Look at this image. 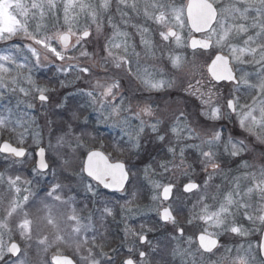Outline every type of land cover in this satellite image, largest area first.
<instances>
[{
  "label": "snow or ice",
  "instance_id": "snow-or-ice-1",
  "mask_svg": "<svg viewBox=\"0 0 264 264\" xmlns=\"http://www.w3.org/2000/svg\"><path fill=\"white\" fill-rule=\"evenodd\" d=\"M60 6L64 23L59 25L52 35H48L47 26L41 22L45 17V8L53 12L58 7L57 0H31L27 4L23 0H0V42L5 45L0 49V53L9 50L7 41L13 40L19 33L30 41L24 47L31 57V60L25 57L21 63L18 58L0 54V104L10 96L16 97L14 106H9V101L3 105L4 111L0 112V139L5 134L12 133L16 136L17 145H24L26 135L35 124L36 117L29 111L21 112V105L31 110L36 108V101L41 108L47 107L50 102L53 89L37 82L33 75L34 69L45 66L46 62L78 61L79 57L96 56L104 75L93 71L95 65L81 67L79 63H61L58 70H76V79L86 80L91 90L78 89V92L88 98L89 105L98 113L100 122H111L112 126H119L125 131L132 150L141 149V141L146 137L148 129L152 134L151 139L159 142L164 155L156 162V167L148 163L142 170L144 180L150 185L152 204L146 208L136 205L133 211L132 206L136 204L141 188L139 185L131 186V170L123 162H111L105 151L92 149L79 137H75L76 148L71 149L72 152L87 148L86 159L81 162L80 173L77 174L86 173L87 177L96 182L95 185L85 184V190L92 196H97L95 189L102 185L104 189H110L114 193H125L124 203L119 205L121 212L125 214L122 217L125 221L137 215L155 212L158 221L164 226H173L174 234L170 240L186 241L191 248L195 236L198 242L196 251L201 252V256L215 255L214 249L219 251V241L215 237L225 232L241 237L249 236L255 231L264 234V150L254 156V160L260 161L259 164L247 159L237 161L239 167L236 171L241 172V175L229 176L220 163L224 153L236 158L241 157L245 151L251 153L250 143L264 146V0H188L187 3L180 4H176L175 0H116L115 11L119 13L120 22H114L110 14L112 0H98L96 3L92 0H63ZM126 9L137 15L142 14L146 21L152 20L162 25L163 30H159V36L163 41L173 39L177 47H190L194 56L199 49L201 55L207 53L211 57L207 83L196 80L199 87L189 82L185 89L189 95L199 100L196 117L203 118L202 123L199 119L189 122L181 111L179 116L175 117V123L165 126V120L156 114L150 104L144 103L142 107L137 105L136 111H133L130 104H125V98L120 92L122 80L125 78L138 80L149 91H158L165 86L172 87L174 83L163 79L155 80L147 69L141 70V52L136 50L138 45L134 39L135 35H139V46H142L145 57L155 58L156 53L148 27L134 24L131 26L136 29L135 33L121 30V23H130ZM81 14L86 20L82 26H78V17ZM37 15L39 21L30 25V18L35 21ZM105 17L113 30V38L105 37L101 42L99 37L103 35ZM56 18L59 20V17ZM93 25L94 32L90 30ZM60 28L65 30L60 31ZM184 28H187L189 33H202L203 38L197 39L189 35L186 43L177 31ZM250 29L254 30V34H249ZM117 36L123 39L115 42L114 38ZM21 43L23 42H14L11 47L19 51ZM87 43L94 45L92 52L83 47ZM77 51L79 56L72 54ZM168 59L177 72L182 71L187 63L181 55H169ZM245 66H251L253 71H248ZM112 69L117 71L113 72ZM61 86H64L63 82ZM221 88L227 90L226 95L221 93ZM55 107H63V104H56ZM123 113L129 115L125 116ZM73 115L75 118V114ZM133 117L139 121L135 126L131 124ZM181 117L184 118L183 121ZM224 121L234 123L242 130L241 135L244 138L234 137L231 133L225 138ZM33 137L34 142H40L39 132L34 131ZM196 140L199 143H195ZM66 143L71 147V142L66 141L64 136L57 137L55 146L49 142V149L55 151ZM116 150H120L119 145ZM190 150L197 154L192 163H189L186 156ZM0 152L18 158L13 163L28 162L27 148L14 146L7 139L0 143ZM62 162L64 166L70 163L69 160ZM193 163L199 165L205 174L200 183L192 179ZM49 167L46 149L40 147L33 171L43 174ZM157 168L161 171L158 172ZM177 172L187 178V182L182 186L175 182ZM156 176L160 179H155ZM216 177H222L226 181L223 187L214 184ZM20 181V175H5L0 172V185H6L7 191H14L16 194L6 197L0 193V212L3 213L0 215V261L4 264H7V255L16 257L13 264H30L27 252L30 245L27 242L33 238L34 221L29 217L24 205L29 201L31 192L29 188H25L24 192L28 194L19 196ZM210 188L215 189V195L209 194ZM63 192V186L54 183L47 191V198L50 199L41 201L38 208V212H43L44 215L35 217L37 227L41 222H46V225L55 230L51 240L46 235L39 238L38 255L40 251L47 253L54 245L64 246L74 249L80 264H115V260L104 251L107 237L100 231L105 227L104 222L108 217L115 219L113 207L108 206L110 202L106 201L102 209L95 210L97 215L94 222L93 213L81 217L74 207L75 198L69 196L65 200ZM186 194L196 196V203L185 216V222L189 225L194 221L200 222L195 225L199 230L198 235L193 232L186 236L185 228L178 219L183 209L177 201L190 198ZM208 200L212 202L208 203ZM165 202H168L167 206L162 207ZM57 206H67L70 209L66 215L67 221L74 222L70 231L61 229L58 217L53 215V207ZM239 218L246 220L251 227H244ZM85 219L87 223L83 222ZM13 225L25 245L24 249L13 241ZM209 228L217 231L209 232ZM139 229L136 231L125 223V235L134 237L137 243L128 248V254L121 264H154V255H160L163 261L167 254V245L158 252L157 246L152 244L147 235L153 229L144 224H140ZM89 232L92 233L91 236L88 235ZM39 245L43 247L39 248ZM142 248H147L148 251L141 250ZM255 248L264 252V241L258 242ZM252 253L251 242H248L247 248L240 245L234 257L232 249L225 248L224 254L218 257L214 264H225L226 261L228 264H255V256ZM170 254L182 259L192 255L188 248H181L179 243ZM52 259L55 264H76L72 258L59 254L54 255ZM41 264L46 262L41 261ZM164 264L170 262L164 261ZM192 264L197 262L193 260ZM200 264H204V261L201 260ZM208 264L213 262L209 261Z\"/></svg>",
  "mask_w": 264,
  "mask_h": 264
},
{
  "label": "rangeland",
  "instance_id": "rangeland-1",
  "mask_svg": "<svg viewBox=\"0 0 264 264\" xmlns=\"http://www.w3.org/2000/svg\"><path fill=\"white\" fill-rule=\"evenodd\" d=\"M188 0H175L176 4L180 3H187ZM24 3H30L31 0H23ZM63 0H57L58 7L53 10V12H49L47 8H45V17L44 20L41 22L44 25L47 26V34L52 35L53 32L57 30L59 25H63V10L60 6L62 4ZM93 3L98 2V0H92ZM223 2V0H221ZM115 5L116 0H112V9H111V15L113 16L114 22H120V16L119 13L115 11ZM34 11V10H33ZM78 11V10H77ZM128 12V18L130 19V23L125 25L121 23V30L122 31H128L131 33H135L136 29L133 28L131 25L139 24L144 27L149 28V32L151 34V42L153 45V50L156 53L155 58H149L145 57L142 52V46H139V35H135L134 39L137 43V51L141 52L140 57V68L143 71L144 69H147L149 73L152 74L153 78L155 80H169L173 81L172 87L165 86L161 90H147L143 87V85L140 84L138 80H135L134 78L129 79L125 78L122 80V88L120 90L121 95L125 98V104H130L132 106L133 111L138 110L137 105L143 106L144 103H148L151 105V107L154 109L156 114L161 115V118L165 120V126H169L172 123H175V117L179 116L180 112L183 111L185 115L188 118L189 122H192L194 119H199L200 122H203V118H197L196 117V108L199 105V100L196 99L195 96L189 95L188 91H185L187 88V85L189 82H191L195 87H199V85H196V80H203L205 84L207 83L208 78V71L207 67L210 62L211 57L205 53L204 55H201V50H197L195 56L193 55V50H191L190 47H177L174 43L173 39H170L169 41H163L161 37L159 36V30H163V26L156 24L152 20H145V17L141 15H137L133 11ZM54 13V14H53ZM56 17H59V20H57ZM19 18V17H18ZM104 19V29H103V35L99 37L100 41L103 42L105 37L113 38L112 37V28L110 25L106 22V17ZM79 25L82 26L85 23L86 18L81 14L78 17ZM39 21V16L35 18V21H33L30 18V25ZM95 26L93 25L90 29L94 32ZM31 30V28H30ZM60 31H64V28H60ZM179 34L182 36L184 41L187 43L189 35L195 36V33H189L187 28H184L182 31L177 29ZM249 34H254V30L249 31ZM203 36V35H202ZM91 40V38H89ZM123 38L122 37H115V42H120ZM21 41L20 50L18 51L16 48H12L11 45L14 42ZM75 41V37H73V43ZM30 43V41H27L25 37L22 34H17L13 37V40L7 41V45L9 46V50L7 52H3L0 54H6L11 55L14 58H18V62L23 63L25 57H29V60H31L30 54L25 49V44ZM4 43L0 42V49L4 48ZM84 48H86L89 52L93 51L94 45L92 43H87L83 45ZM211 50H209L210 52ZM73 55L79 56V52L72 53ZM169 55H181L183 56L187 63H185L184 68L182 71L177 72L174 70L169 62ZM61 63H72L76 64L79 63L81 67L84 66H91L95 65L93 71H95L99 75H104L103 69L100 68L99 64V58L94 56L92 58H86V57H79V60H72V61H66V62H60L55 61L54 63H45V66L39 67L34 69L33 75L34 78L39 83L46 84L50 89H53V91L50 93V102L47 107L41 108L39 105V102L36 101V108L35 109H27L25 105H21L20 111L25 112L29 111L36 117L35 124L32 125V127L29 129L28 134L26 135L25 141H30V146L32 149V152L30 154V151H28L29 159L27 163H21L22 165H25V167L30 163V160L34 159V163L36 160V153L35 150L37 147H39L41 144L45 145L47 150V158L50 164V168L47 172L43 173L41 175L42 181L49 178V182H54L57 180V177L65 179L62 183L64 192L62 194L63 199L67 200L69 196H72L75 198V204L74 207L77 208L79 215L81 217H87L89 213H93L94 222L96 219L97 213L95 210L102 209L104 206V203L106 201L110 202L109 207H113L114 216L118 217V215L122 214L124 216L125 214L121 212L119 205L124 203V198H126L125 193L120 194V196H110L108 195V192H105L100 186H98L95 190L97 191V196H92L91 193L87 192L85 190L84 185L91 183L96 184L94 180L87 177L84 173L83 174H77L80 173L81 168V162L85 160L86 157V151L87 148H80L76 149L75 152H72L71 149L76 148L75 145V137H79L84 144H86L88 147H91L92 149H100L102 151H105L107 155L110 156V158L113 161H123L127 164V167L131 170V186L136 187L137 185L140 186L141 191L138 193V198L136 201V204L132 206L133 211L136 209V205H139L141 208H146V206L152 204L151 201V191H150V185L147 184V181L144 180L143 176V168L148 162H137V158L135 157L134 161H130V163H127L126 161L129 159V156L131 154V151L133 150L129 146V139L128 136L125 134V131L122 130L119 126H112L111 122L108 123H102L99 120L98 113L93 111V108L89 105L88 98L81 95L78 92V89H85V90H91L89 84L86 82L85 79H76L78 73L76 70L72 71H59L58 65ZM54 68L55 70H52L51 68ZM248 71H253V68L251 66H245ZM113 72L117 71L115 69H112ZM43 75V76H42ZM130 80V83L127 81ZM51 81H55V83L51 84ZM61 82H63L64 86H61ZM94 82V81H93ZM135 89V90H134ZM134 93L135 91H138V95H134L132 98L131 103L128 100L129 94L131 92ZM221 93L226 95L227 90L225 88H221ZM146 93H150L151 96L146 97ZM71 97H76L80 103H68V100ZM119 100V97H117ZM9 101H11V104L9 106H14L16 103V97L10 96L8 100L4 101L3 104H0V112L4 111V104H8ZM63 104V107H55L56 104ZM76 106V107H75ZM64 107H75L76 114H78V117L80 118V123H82L84 126L78 130L76 135L73 136H66L64 134V138L66 141L71 142V147L67 144V148H62L61 146L57 148L55 151L49 149V142L53 146L56 145L57 137L56 139L52 138V128L53 130L56 129L55 120L53 118V113H58L57 108H64ZM50 113V114H49ZM49 114V116H48ZM51 115V116H50ZM123 115L127 116L129 113H123ZM73 118V117H72ZM144 119L148 120L150 118L143 117ZM51 119L50 123L49 120ZM183 117H181V121H183ZM77 121V120H76ZM79 122V121H77ZM76 122V123H77ZM139 123L138 120H136L134 117L131 119V124L133 126L137 125ZM225 124L224 128V134L225 138L229 133H231L234 137H238L243 139L244 136L241 135L242 130L239 129L234 123L224 121ZM88 124L93 125V128L89 131L86 129L88 128ZM195 126V125H193ZM55 128V129H54ZM94 128H101L104 129L108 134H110L111 137L104 138V136H100L96 134L94 131ZM71 129L74 132V126L71 125ZM39 132L40 134V142L36 143L34 142L33 132ZM57 133V132H56ZM76 133V132H74ZM146 137L142 139L141 144L142 147L140 150L135 151L136 153L142 152V150L147 147L149 140L151 138V133L148 129H146ZM246 135V134H245ZM62 136V135H61ZM60 137V136H58ZM98 137V138H97ZM8 140V139H7ZM10 141V140H9ZM1 142V140H0ZM47 142V144H46ZM195 143H199L198 140L194 141ZM248 143V141H246ZM120 146V150H116V146ZM24 146L25 145H19ZM103 146V147H101ZM29 149V147H26ZM249 148L252 150L251 153L249 151H245L242 153L241 157L232 158L228 156L227 153H224V158L220 161L221 167L224 169L225 173H228L229 176L231 175H241V172H237L236 169L239 167L237 161H239V158L247 159L249 162H254L259 164V160H254V156L258 154L261 150H264V146H258L255 144H249ZM258 148V149H257ZM220 151H223V147L221 146ZM1 155V153H0ZM187 155V153H186ZM67 157V158H66ZM69 157V158H68ZM171 158V156L169 155ZM12 158V157H11ZM239 159V160H238ZM63 160H69L70 163L67 166L63 165ZM192 161V160H191ZM194 161V160H193ZM192 161V162H193ZM189 161V163H192ZM152 163V162H151ZM153 167H156V164L152 163ZM195 163H193L194 166ZM35 166V165H34ZM194 172L192 175V179L195 181L201 182L202 178L204 177V173L201 171V169L194 168ZM54 170V171H53ZM157 171H161L159 168H157ZM192 171V169H190ZM21 176V175H20ZM165 176L167 177L168 174L166 173ZM155 179H160L159 176L154 177ZM186 177H184L180 172H177L175 182L180 184L184 182ZM25 179H21L20 182H18V186L21 187V193L25 189V186H29L30 184L24 183ZM167 182V181H165ZM226 183V181L223 180L222 177H216L214 180V184L216 185H223ZM54 184V183H53ZM33 190V189H31ZM182 191V190H181ZM7 192V190L4 192ZM21 193L19 196H22ZM24 194H27L26 192ZM210 195H215L216 191L214 188H210L209 190ZM13 195V194H12ZM16 195V194H15ZM191 197L194 199V204L196 203V196L191 195ZM46 199L50 198H44V199H37L35 204H33L31 209H25L29 213V217L33 219V233H38L37 238H32L27 243L30 245V247L27 248L28 252V259L30 261V264H32V259L30 258V249L32 247V243L37 241L39 243V238L46 235L48 236L49 240L52 239V236L54 234V229H52L51 226L46 225V222H41L39 224V227H37L35 217L36 216H43V212H38V208L40 207L41 201H44ZM6 202V201H5ZM118 202V203H117ZM178 202V201H177ZM208 203H211V200L207 201ZM168 202H165V204L162 205L166 206ZM180 207L183 208L184 206ZM70 212V209L67 206H57L53 207V215L58 217L59 226L61 229H65V231H70L71 226H74V222H70L66 220V215ZM0 215H3L2 212H0ZM138 217L142 218H153L152 223L157 218V215L155 212L148 213L147 215H137L135 218H128V219H137ZM108 227L112 228L114 227V219L112 217H108ZM107 218V219H108ZM184 220L185 218L182 217ZM158 220V219H157ZM240 222L243 224L244 227L249 228L251 225L246 221L243 220V218H239ZM84 223H87V220L85 219L83 221ZM200 222L194 221L192 226L190 227L188 235L195 232L196 234L199 232L198 228L195 226ZM99 227V225H97ZM159 227V226H156ZM153 230L151 232H154L156 230L155 228L151 227ZM209 232L217 231L216 229L209 228ZM101 231V230H100ZM139 231V230H136ZM148 232L147 235L149 236ZM260 233L259 231H255ZM254 233V232H252ZM252 233L249 236L241 237L242 240L238 241L237 244H234L229 240V237L232 235V233L225 232L222 235H219L220 237H228V240H226L224 243H222V247H220V251L224 252L225 248L232 249V256L234 257L236 255V250L239 248L240 245H244L245 248H247L248 242H251L253 245V255L255 256V264H264V259L261 257L259 249H256V243L251 240ZM89 236L92 235L91 232L88 233ZM107 237L106 239V246L104 248V251L108 252L109 255L113 252L112 251V245H110V242L113 239V233L108 236V234H105ZM128 241L130 242V246H133L137 241L132 236H127ZM153 245H155V239L154 238H148ZM5 240L7 242V236H5ZM259 240V239H258ZM13 241L18 242L21 245V248L24 249L25 245L21 241L20 237L17 235V230L15 226L13 225ZM260 242V241H259ZM173 247L175 248L177 244L179 243V246L181 248H188L189 252L192 253V255L186 256L181 260L184 264H192V261L195 260L197 264H200V261L203 260L204 264H208L209 261H211V257L208 255L201 256V252L196 251L197 249V241L196 237L193 236V244L191 248H189V245L186 241H177L173 239ZM226 243V244H225ZM43 247V246H42ZM158 248V247H157ZM51 249H55V252L49 253ZM145 251H147V248H144ZM172 250V249H171ZM254 250H257V255ZM159 251V250H158ZM71 252V254L67 253ZM65 254L70 255L73 257V255L78 256L74 254V249L70 247H64V246H53L49 248L47 253H44L42 251L39 252V255L41 256V260L45 258L46 256H50V261L52 263V254ZM255 253V254H254ZM241 255H243V252H241ZM175 257V256H173ZM179 257V256H177ZM220 257L219 255L216 256V260ZM16 258H13L11 255H7L5 257V260L7 261V264H13L14 260ZM76 260V259H75ZM47 261V260H46ZM78 263V261L76 260ZM213 262V261H211ZM0 264H4V262L0 261ZM33 264H35L33 262ZM80 264V261H79ZM214 264V263H213ZM225 264H228L226 261Z\"/></svg>",
  "mask_w": 264,
  "mask_h": 264
},
{
  "label": "trees",
  "instance_id": "trees-1",
  "mask_svg": "<svg viewBox=\"0 0 264 264\" xmlns=\"http://www.w3.org/2000/svg\"><path fill=\"white\" fill-rule=\"evenodd\" d=\"M51 69L55 70L53 67ZM53 83H55V81H51V84H53ZM138 93H139L138 91H135L136 95H138ZM68 103H80V101L76 97H71L68 100ZM75 107H71V108L70 107H64L62 109L57 108L58 113H56V114L53 113V118L55 120V124H57L56 129L54 128L55 130H53V128H52V138L53 139H56V137L61 136V135L64 136V134H66V133H67V135H66L67 137L76 135L78 130L84 126L82 123H80V118L78 117V114H76L77 109H75ZM49 114H48V116H49ZM73 114H75V118H74ZM48 120H49V122H51L50 121L51 119H48ZM76 120L79 122H77ZM71 125L74 126V132H76V133H74L73 130L71 129ZM90 128L92 129L93 125L88 124V128L86 130L89 131ZM94 129H95L94 131L96 132V134H98L100 136H104V138L108 139V137H111L110 134H108L104 129H101V128H94ZM3 139H8L12 143L17 145L16 136L12 133L5 134L3 136V138L0 140L2 141ZM30 141H31L30 139H29V141L26 140L24 145L26 147H29V151L31 154L32 149L30 146L31 145ZM46 144H47V142H46ZM62 148L63 149L67 148V144L62 145L61 149ZM163 155H164V152L161 151V148L159 146V142H156L150 138L147 147H145L142 150V152H140V153H136L134 150H133V152L131 151L129 159L126 162L130 163V161H134V159L136 157L137 162H143V163H146V162L151 163L152 162V163L156 164V162ZM196 155L197 154L195 153L194 150H190L189 152H187L186 156H188V160L190 162H192L193 160H195ZM29 157L30 156H28V159H29ZM168 158L170 159V157H168ZM34 159L35 158H33V160H30V163L25 167V165H22L19 162L13 163V161L15 160L14 158H11L9 156H4L2 154L0 155V172H4L5 175H9V174L21 175V179H25V180L31 182L29 186H27V187L25 186V188L30 189L31 195H29V201L27 202V204L24 205V209H31L33 207L32 205L35 204L37 199L46 198L47 197V191L50 190L53 183H59L62 185V183L65 180L63 178L57 177V180L54 182H49L50 181L49 178L42 181V179H41L42 174L33 171V168L35 165ZM239 159L241 160L242 158H239ZM194 165H197V164H194ZM186 180L187 179H185V181ZM63 185H65V184H63ZM31 189H33V190H31ZM6 190H7L6 185H0V193L4 194V192ZM104 191L108 192L106 190H104ZM24 193L25 192L23 190L21 195H25ZM108 193H109L108 195H110V196H120V194L110 193V192H108ZM12 194L15 195L14 191H7L5 193V196L11 197V196H13ZM182 209H183V213H182L181 217L185 218L186 214L188 213V210L184 209V208H182ZM108 222H109V218L106 219L104 222L105 227L101 228L100 230H101V232H104V234H108V236H110L113 233V239L110 242H108V243H110V245H112V241H113V245H112V248H113L112 251L113 252L110 254V256L115 260V264H121V261L123 259L125 251H124V249H121L120 252L117 251L116 242H117L118 238H117V235H115V230H112V228L108 227ZM113 229H114V227H113ZM37 234H38L37 232L34 233L33 237L37 238V236H38ZM168 234L171 237L174 233L169 231ZM169 238H168V242H166V244H165V246L167 245V254L164 256L163 261L161 260L160 255H156L154 258V264H164V261H169L170 264H178L177 261L171 260L170 253H171V249L173 247V239L170 240ZM39 248H42V245H39ZM159 250H160V248H159ZM52 252H55V249H51L49 253L51 254ZM67 253L71 254V252H67ZM40 257L41 256L38 255V242L35 241L34 243H32V247L30 249V258L32 259V264H33V262L35 264H41V261L46 262V264H52L51 261L49 260L50 256L49 257L46 256L45 258H43V260H41ZM73 257L78 261V264H79L78 256L73 255Z\"/></svg>",
  "mask_w": 264,
  "mask_h": 264
},
{
  "label": "flooded vegetation",
  "instance_id": "flooded-vegetation-1",
  "mask_svg": "<svg viewBox=\"0 0 264 264\" xmlns=\"http://www.w3.org/2000/svg\"><path fill=\"white\" fill-rule=\"evenodd\" d=\"M210 62H211V59H210ZM209 76L210 75L208 73V77ZM127 81L130 83V80H127ZM134 95H136L135 92L134 93L131 92V94H129V96L127 97L128 98L127 101H130L131 103H135V102H132V99H133L132 97ZM193 167L196 168V169H200V166L199 165H194ZM185 182H187V180L184 181V182H182L181 183V186ZM178 185H180V184H178ZM181 190H182V188H181ZM186 195L188 197H190V198H182L180 201L177 202V204H179V206L181 204V206H184L183 207L184 209H187L189 211L190 209H192V205L194 204V201H193L194 199L191 197V194H186ZM122 217H123L122 214L118 215V217H115V219H114V230H115V235H117V238H118L117 239V242H116L117 251L120 252L121 249H124V251H125L124 256H123V259L128 254V248L131 247L130 246V242L128 241V237L125 235V231H124L125 223L131 225L135 230H140L139 229V225L140 224H144L146 227H153V228H155L156 230H154V232L149 233L148 238L150 237V238H154L155 239V243H156L155 245L158 247L157 248V251L159 250V248L160 249H163L164 246H165V244H166V242H168V238L170 237V235L168 234V232L171 231L173 233V226L171 224H169L167 226H164L160 221L157 220V218H155L156 221H154L152 223L153 218H151V217L149 219L148 218L138 217L137 219H127L126 221ZM178 219L180 220L181 224L184 226V228H185V235L187 236L188 233H189L190 227L192 225L187 224L185 222V220L181 216L178 217ZM156 226H159V227H156ZM198 234H199V232L196 235H198ZM217 238L219 239V242H220L219 243V246H218L219 247V251H216L214 249L215 255L205 254V255H208L209 257H211V261H213V263L216 261V256L219 255V252H220V256L222 254H224V252L220 251V247L224 246V245H222V243H224L226 240H228V237L225 238V237L217 236ZM240 240H242L241 237H239V236H237L235 234H232L229 237V240L228 241H231L234 244H237V242L240 241ZM251 240L254 241L256 243V245H257V243L262 240V233L261 232L260 233H258V232L252 233ZM197 244H198V242H197ZM141 250H144V248H142ZM254 251H255V253L257 255V250H254ZM260 254H261V251H260ZM155 256L156 255H154V258H155ZM261 257H262V254H261ZM171 260L177 261L178 264H184L183 261L181 260V258L180 257H177V256L173 257L171 255Z\"/></svg>",
  "mask_w": 264,
  "mask_h": 264
},
{
  "label": "water",
  "instance_id": "water-1",
  "mask_svg": "<svg viewBox=\"0 0 264 264\" xmlns=\"http://www.w3.org/2000/svg\"><path fill=\"white\" fill-rule=\"evenodd\" d=\"M188 2V1H187ZM195 34H196V36H193V37H195V38H197V39H201V38H203L202 36H200V34H202V33H196V32H194ZM72 41H73V38H72ZM192 50V49H191ZM210 74V73H209ZM3 142V141H2ZM1 142V143H2ZM10 142V141H9ZM10 143H12V142H10ZM13 144V143H12ZM14 146H17V145H15V144H13ZM40 147H44L45 149H46V147H45V145H43V144H41L37 149H36V161H38V151H39V148ZM28 150V149H27ZM100 150V149H99ZM102 151V150H101ZM0 153H2V154H5V155H10V154H8V153H3V152H0ZM11 156V155H10ZM15 158V157H14ZM16 159H18V158H16ZM46 159H47V150H46ZM86 159V158H85ZM110 161H111V159H110ZM111 162H113V161H111ZM115 162H123V161H114L113 163H115ZM123 163H125V162H123ZM126 164V163H125ZM127 166V165H126ZM86 174V173H85ZM87 175V174H86ZM198 183V182H197ZM107 190H110V189H107ZM110 191H112V190H110ZM218 241H219V239L217 238V237H215ZM261 241H264V234H262V240ZM14 242H16V241H14ZM18 243V242H17ZM220 243V242H219ZM219 246V245H218ZM261 254H262V256H263V258H264V252H261ZM54 255H57V254H54ZM53 255V256H54ZM59 255H63V256H68V257H70V258H72L74 261H75V259L72 257V256H70V255H65V254H59ZM12 256V255H11ZM52 256V257H53ZM12 257H14V256H12ZM15 258V257H14ZM76 262V261H75ZM52 263L53 264H55V261L52 259ZM76 264H77V262H76Z\"/></svg>",
  "mask_w": 264,
  "mask_h": 264
}]
</instances>
